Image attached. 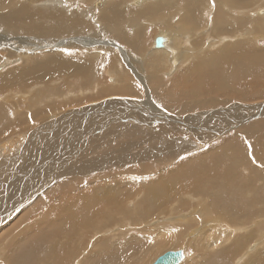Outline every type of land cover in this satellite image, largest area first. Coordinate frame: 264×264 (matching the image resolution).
Here are the masks:
<instances>
[{
	"label": "rangeland",
	"instance_id": "374dc122",
	"mask_svg": "<svg viewBox=\"0 0 264 264\" xmlns=\"http://www.w3.org/2000/svg\"><path fill=\"white\" fill-rule=\"evenodd\" d=\"M133 1L134 0H131L129 2L130 8H143V5H144L143 0H141L142 2L140 6H134L132 3ZM214 3L215 2H212V4ZM69 5L70 4L67 3L65 6L68 10L72 8ZM90 6H93V9H94V3L89 5L88 9H90ZM75 8L76 10L78 9L88 10L86 8H82V9L79 7H75ZM218 9L219 8L214 5H211L210 9L208 8L210 20H211V17L214 16L215 11H217ZM202 13H204V11H202ZM43 19L46 21V18H43ZM93 20L94 22H96V20L98 22L97 16L93 17ZM98 23H99L98 24L99 26L100 25L102 26V23L100 21ZM256 23L257 22H253L254 25H259L258 23L257 24ZM203 24L204 23L202 22V24L198 25V27L201 29L197 32V35L195 34L190 35L188 34L190 30L189 28L190 25L185 26L184 22H182L181 24L176 23L175 25L176 28L184 27L182 29V31L184 30V32L181 33V45H180L181 47L179 50L180 63L176 69H173L175 71H173L171 75L167 74L170 68V67H167L165 69H162V71L159 73V78L157 79V81L155 80V81L147 82L146 83L147 92L144 91L145 87H143L139 83V81L136 78H134V75L128 71V76L133 82L132 88L134 92L131 93V92L125 91L122 94L116 95L115 94L116 88L117 86L120 85V84L115 85L117 77L115 74L110 72V71H113L110 67V64L101 63L97 67V69L99 70V74H98L99 77L97 79L82 78L78 76V79L72 78L73 80L72 79L68 80L67 77L60 76V77H55L53 80H50L48 82V84L50 85L52 89L58 90L59 88L60 93H62L63 95L66 94L69 90L76 89L78 86H81L82 88H88L90 86H92V88L96 87L97 93H95V95L92 94V96H87V97H91V101L87 100L84 102H77L76 100H74L76 101V102L73 101L75 104H72L73 102H71V104L69 105L61 106L60 104L62 102L60 103L58 102L59 99L54 98L53 101L56 102L55 106H53L52 102H51V105L53 108L55 107L56 109L57 108L59 109H57L56 112L51 115L49 114L50 112L47 111L46 113H43V115H40L39 118L37 117L36 119H34L32 122H30L29 119L33 116V114L31 113L35 110L30 109V112H28L29 109L27 108L28 106L26 102L24 103L21 100L17 101L16 99H12L13 101L12 104L17 106L16 108L19 107L18 108L19 110L15 109V106L13 107L12 105H4V106L0 105V116L4 118V119L2 118L1 123H0V127H1L0 133L2 132L4 133V134H0L1 135L0 139L2 138L0 140L1 141L0 143H5V142L8 143V141H6L7 139L9 141L12 139L13 141L16 138H19L21 134L23 135L25 134V137H21L23 138V140L25 139L24 141L21 140L22 144L24 143L23 145H21V142L17 141L19 144L18 143L17 145L15 144V147L11 149V152H8L9 155L7 154L5 156L6 160H4V157L0 158V175H1L0 176V179H1L0 180V196H1L0 204L2 203L1 200L3 201L4 198L8 197L7 195H10V197L14 198L13 202L12 200L8 198V201H11V202L7 203V205L5 206L4 204L3 206L1 204V207H5V208H0L1 210L0 213H2L0 216V225H1L0 226V244L2 242L7 243V249L3 248L4 254L0 259L1 260L0 264H7L8 262H9L8 264H43V263L45 264H151L155 260V258L159 257L161 254L167 251H179V250H182V251L184 250L186 254L188 255V260L180 264H188V263L189 264H235L236 260L241 259L244 254H247V255L245 256V259H243L245 262L243 261L242 264H247V263L248 264H264V257H263L264 250H262L264 249V247L259 248L256 251H253L254 253L252 252L246 253V248L249 245H251L253 242L257 240L260 241L262 238H264V201H263L264 200V183H263L264 182V169H263L264 167L261 168L260 170L257 169L262 174H259L257 176L252 175L253 173H255L256 166L253 171V169H251V165H249L251 164L252 159L246 160L245 158V155L246 154L249 155L251 149L255 148L254 151H255L256 156H258V158H260L264 162V120H262L261 115L253 118L254 115L257 113V111H255V113L250 114V111H247V109H245L247 107L257 106L260 103L264 102V57L260 59H251V60L246 59L245 61H242L241 63H236V62L232 63L230 61L225 64L220 63V61H218L219 59L215 57L218 52V48H220L219 46H215V48L207 52L202 50V47L206 44L207 41L209 40L213 41L212 36L205 35L208 33L207 31L209 29V26L207 27L208 29H206V28H203ZM172 29L173 28L170 29L169 31L170 33L175 31V30L173 31ZM159 30H160L159 28H155V27L150 28V31L146 34L145 38H143L142 40L143 47L145 45L147 49H150L152 42L154 45V39L157 37L156 35L159 32H161V30L160 31ZM201 32H203L204 34H202ZM209 37L212 39H210ZM65 38H67V36L60 37V39H65ZM98 39L102 42H105V40L109 38H105L104 40L101 37ZM46 40H48L47 42L51 41V39H48V38H46ZM59 42L60 41H58V43ZM2 44L3 45L0 44L1 46L0 53L2 55L3 54L5 55L6 53H3L2 50H5L4 47H7V46H5L6 43L4 42H2ZM99 44H101V42L98 43V45ZM108 45L111 47V50H113L117 54V59L121 61L120 62L121 65L125 69H127L126 66H128V63H129L128 60L130 59L132 55L126 56L123 54L122 56H120L119 54L120 50L123 48L121 47L120 44L114 41L109 42ZM53 46H55L54 43H53ZM46 47L49 48L48 46ZM60 47L62 48V44L60 45ZM85 47L91 48L89 50L97 49L95 47H89L88 45H85ZM257 47L264 48V40L259 41ZM18 52H22V51H18ZM24 52H32V53H29V55H33V53L35 54L41 51L40 50L38 51L37 49H33L30 51H24ZM191 61H193V63L195 64H193ZM4 62L9 63V64H7L8 66L4 65L0 67L1 70L4 69L2 72L9 70V68L10 69L15 68V66L20 64L19 60L15 62L13 61L14 62L13 63L12 61L10 62L9 60L6 59V57L3 56L2 58H0V65ZM209 62L211 65L209 64ZM115 63L117 62L115 61ZM121 65L115 64V67L123 68ZM212 73H214L215 75L214 74L211 75ZM124 76H122L123 79L121 80H129L127 76L125 77ZM41 83L45 84V81H41ZM73 83L75 84V86H70ZM31 87H32L31 85L29 87L28 86L21 87V85H14V86L12 85V86H9V89L2 88L0 89L1 90L0 97H4L6 93H9L8 95H13V94L19 95L23 89L25 90L32 89L33 87L32 88ZM145 92L147 96H149L150 102L153 100L152 105L156 106L157 109L158 108L162 109L163 111L167 113V115L175 117V118L186 117L189 115H193V114L195 115L196 113H202V112H207L208 114H210L209 111H211L214 114L220 113L221 116L216 115L217 121L216 122L212 121V123L210 124L211 127H214L217 125L216 127L217 129L221 128V130L218 133H222L226 129L231 128L238 121H243L244 119L243 120L235 119V118H238L239 115L243 116L244 114L243 112L245 113L248 112V114H250V116H247V118L248 117L250 118L251 116L253 117L250 118V120L247 121L245 124H243V126H240L237 129H231L229 132L224 133V135L223 134L218 135L216 136L215 139H214V135L210 134L212 135L211 137H208L209 136L208 135L207 137H203V138L201 137L202 139L200 138L201 140L200 139L198 140L197 139L199 137L198 135L196 136L192 134L191 136H189L187 131H183L184 133L178 132L177 134H175L170 128H165V129L171 131V135L172 136L174 135L173 137H168L166 135L157 136L152 133L150 135V132L147 133L148 135L142 134L141 136L138 134L137 131L143 130L144 128H147V127L156 129L161 123H165V122H153V123L149 122V123H145L141 125H136L135 123H132L127 119L126 120L128 122L124 120V116L121 120H117V119L109 120V118H107V115L111 119V116L113 115L115 116V113L119 114V113L125 112V110L122 109L123 108L121 106L122 103H120L119 101H117V103L119 104L118 106H121V108L120 107L118 108L121 110L117 108L119 111L115 113L113 112L112 114H106L105 116L102 117L103 119H100L101 117L95 118V120H97V123H98V125L96 126L91 124V122H90L91 125L87 123L88 121L85 120L86 118H83L84 116H79L80 117L79 118L76 114L73 115V113H71V112H74L75 110L80 111L82 108L88 107L89 105L94 106L96 104H100L102 102H105L106 100H110V99L117 100L118 98L116 97H123V99H127V100L135 99L134 101L141 103L142 101L147 100L145 96L146 95ZM96 95L97 97H95ZM112 96H116V97L111 98ZM80 98H83V97H80ZM44 99L43 98L41 99L42 101L41 103H44V106H45L46 100ZM190 101H193L194 104L199 105V108L196 109L195 107H193V109L187 110V107L190 104L191 105L193 104ZM200 101H208V104L204 107H201L199 103ZM44 106L41 107L42 109L40 110H43ZM148 106L150 105L148 104ZM229 106L232 107L231 112L230 111L229 112L230 114L232 113L233 115H230L228 111L224 110ZM234 106L238 107V108L237 107L235 108L237 112L234 110ZM39 107L40 105L37 104V108ZM154 108L155 107H153V110ZM24 109L25 110L28 109V110L25 111ZM54 109H52V111ZM13 111L15 112L17 111L16 116L14 115ZM56 113L58 115H56ZM211 117L213 118V116ZM37 119L39 121L40 119L42 120L41 122H39ZM53 119L56 120V122L58 123L61 121L62 122L61 125L59 123V125H56V127L53 126V123H52ZM98 119H100L99 120V122H101L100 124L98 122ZM43 120L44 122H42ZM47 121H50V122H47ZM72 121H74V124H72L73 130L72 129L69 130V128L67 129L66 127L65 128L63 127L71 123ZM218 121H221V122H218ZM92 125L95 127L94 129H92L91 127ZM116 125L118 127V130H117ZM38 126L39 128H37ZM45 126L47 127V129ZM205 126H206V129L210 127L209 125H205ZM2 127H10V128L6 129L5 131V129H3ZM160 128L162 129L163 127H159V129ZM44 129L45 131L46 130L47 131L45 132ZM87 129L89 130V133H87L88 132ZM124 129L125 131L126 130L127 131L125 132ZM129 129L130 130L132 129V130L130 131ZM241 130H243V133H244V135H241V137L244 136L243 138H241L239 135H236V133ZM33 131L35 132V135H33L34 134ZM40 131L41 133H39ZM120 131H123V132H120ZM133 131L134 132L136 131V134L134 135V137L130 138V141L132 140L134 142L135 140H137L135 142L140 144V146H138L136 150L139 152H143V153H145V151H148V153L150 152V154L152 153L157 154L159 158H148V160H145V161L127 163L123 166L106 165L104 160L110 154L109 148L114 146V144L118 142L120 138H121L120 140L125 142L126 138H128ZM7 132L9 133V136L11 135L10 137L7 136L8 134ZM78 133H81L83 136ZM12 134H15V135H12ZM27 134H28V137H27ZM4 135L6 136L4 137ZM39 135L40 137H38ZM103 135L105 136L103 137ZM124 135L126 138L123 137ZM29 136H30V139H29ZM104 138H106L105 139L106 141L104 140ZM47 139H50V140H47ZM92 139L93 140L95 139L94 140L95 142ZM100 139L104 141V142L102 140L100 141L101 145L104 143L102 146L98 144ZM51 140L53 141V143L47 145L49 142H52ZM81 140H84V141L81 142ZM31 141L33 142L31 143ZM70 141H72L73 143H71ZM92 141L95 144H93ZM183 141L189 142L192 145V147L195 149L190 150L187 154L178 153L176 156L175 155L173 156L164 155L163 151L165 148L169 146L174 147L178 143H182ZM36 142H37V145H36ZM110 142L112 145L110 144ZM105 143L108 146H106ZM168 143H171V144L169 145ZM40 144L42 145L46 144V146L41 145L42 147H39L40 148L39 149L38 146H40ZM89 144L90 145L92 144V145L90 146ZM251 144L253 145V147ZM19 145L22 146V150ZM96 145H98L99 148ZM121 145L123 144L116 143L115 147L116 146L118 147ZM26 146L29 147L28 150ZM80 147L81 149L79 152H77V154L74 155L75 157L72 156V154L68 155L69 153H72L74 150L76 151V149ZM115 147L112 150V152L117 149V147L116 149ZM150 150L153 152H151ZM21 151L25 154H23ZM29 152L32 154L29 155ZM19 153H21L22 156ZM33 154L34 155L40 154L41 157L45 156V158H49V159H54L56 155H59L60 157L63 156L64 157V158L62 157L63 159L59 158L57 160L58 161L57 165L60 164L59 168H63L62 173H64L65 168L67 169L70 166L69 164L73 162L74 159L78 158V156L83 155V154L84 156H86L85 158H89V160L91 159L90 160L91 162L94 159L93 163H96L97 164L96 167L98 168L92 167L90 170H87L85 172L75 174V175L64 176L62 179L60 178V176L62 177L61 175L62 173L61 174L58 173L59 174L58 176L56 172L51 170V168L49 169L45 168L43 170L44 172L43 171L39 173L37 172L38 174L36 173L34 175L35 177L31 176L27 181L24 179L21 180L19 178H14L12 190L9 192H6L5 191L6 186L4 184L9 183L6 181H8V179L12 177V175L14 174V171L15 173H17V175L20 173L22 174V172H27L26 169H27V166L30 165L29 163L35 162V160L34 161L32 160ZM130 155L133 156L132 153ZM16 159L18 160L16 161ZM41 160L42 159H36V162L41 161ZM82 160L83 159H81L80 161ZM152 160L153 161L157 160L160 162L165 160L166 164H164L165 166L163 164L161 166V164H157L153 162ZM62 164L63 166H61ZM172 164H175L176 168L171 167ZM244 164L246 165L243 166ZM247 164L250 167H248ZM99 166H102V167H99ZM10 172H12L13 174ZM2 173L4 174L2 175ZM124 173L125 174L127 173L130 177H133V178L141 175L144 179H146L145 181H147L145 182V184L148 187L151 185L153 189H149V190L146 189V191L143 190V193H142V191H139V189L142 186L143 182L140 184H137L138 186L136 187L134 186L135 184L132 178L129 180V178ZM158 173L160 174L158 175ZM248 173L250 174L252 173V174L250 175ZM107 176L114 177L116 178V180H129L127 182L125 181H122L120 183L118 182L116 187H112V190L119 191L120 189V192L122 194H126L127 196L125 197L124 199L125 201L123 202V204H121L119 209L112 213L111 215L112 216L111 218L113 220L112 222L108 221L105 223L103 219H100L101 217L105 218L109 216V213L108 214L106 213L107 215L104 213L98 218L99 221H102L105 223L104 226H102L101 224L99 228H93L92 226L91 228H88L89 222L87 220L89 218L87 219L82 216L84 212L81 213V209L77 208L75 211V208L78 205L77 188H79V186H85L82 190L89 191L91 190V188L87 187V183L91 182L92 180H95L96 183H99L98 179H103ZM157 177L160 183L158 182ZM51 179L52 180L54 179V180L52 181ZM2 180H3V185H1ZM25 182H27V184H25ZM108 182H110V180H108ZM148 182H150V184H148ZM172 183H176V188L177 187L178 189L181 188L180 189L181 191L180 190L173 191L171 188H170L171 190L168 189L167 188L168 184L170 185ZM20 187L23 188L22 189V193L24 192L23 194L21 192L19 193ZM166 188L168 191L166 190ZM132 189L134 190L136 189V191ZM250 189L253 192L252 195L247 194L248 190ZM14 190L15 192H13ZM166 192L168 193L166 194ZM115 193L117 194L118 197L122 198L119 193H117L116 191ZM136 193H139L140 196H135ZM192 193H193V196L192 195L191 197L187 196V194L189 195ZM32 194L34 195V197ZM21 196L23 197L24 200L20 201V203L18 202L19 203L18 205L16 202L18 201L19 198H22ZM184 196H187V197H184ZM201 196L203 198H207V201L204 203V206L209 207V209L213 213L212 215L213 217H220L222 222L228 223V225L232 227L237 225L238 226L237 228H242V229L246 227L249 228L248 231L246 232L237 231L236 239L239 240L241 238L242 240L240 239L241 241L237 242V245L235 246V248H231V247H234L235 242H233L232 244L229 243L226 246L222 245L221 247L223 249H221L220 247L206 254V252L199 249L200 244L198 245L197 243H195L193 244V246L191 244H188V240L189 238H191L189 237L188 234L189 233L192 234L193 232L196 233L198 230H200V224H198L199 221L208 222V223H205L206 224L205 227L207 228L210 227V223H209L210 220L208 219L205 220V218L194 217L192 219H188L185 222L183 221L184 223L180 221L179 222L178 221L171 222V220L168 221L169 218H172V219L178 218L177 216L179 214H182L184 216L188 214L191 215L194 213V211L198 212L199 211L198 204L202 205L201 203L202 201L201 199H199L201 198ZM58 197L62 198V200H58L57 199ZM15 198H17V200ZM176 200H178V204L174 208L173 212H170L168 206L172 205L173 202ZM64 203H67L68 205L72 203V205H74L75 207L64 209L62 207ZM195 203H196V206H195ZM118 204L119 203H117V205ZM138 204H139V207H138ZM11 206L13 208H11ZM25 206H27V208ZM132 206L133 208H135V211H131ZM22 207L24 210L22 209ZM6 208L7 209L9 208V209L7 210ZM105 208L108 210H112L109 206H106ZM86 212L89 216L91 214V209H87ZM128 212L129 213L134 212L133 213L134 215L132 216L133 219L131 217H128L129 216ZM11 213H12V216L10 215L11 218L10 220H8L7 219L9 218L8 214H11ZM172 213L174 214L175 217L173 216ZM129 218H131L132 220ZM136 219L141 222L139 224L136 223L137 221ZM5 220L7 223L5 222ZM28 221H30L29 227L25 229V223ZM80 221H83V224L87 221L85 223L87 224V226L84 224L87 227V229L83 231L82 233L83 235H80V231H79ZM222 222H220L221 225L220 223H218L217 225L224 227L223 226L224 224ZM22 226H24L23 231L18 230V228H21ZM255 226H256V229H255ZM162 228L170 230V232L169 231L167 232L168 236L165 240H162V236L158 238L156 235L160 232L159 229H162ZM213 230L214 229L212 230L210 229L207 232V234L209 233L208 234L209 237L219 238L221 241H223L224 237L222 236H224V234H221L220 236L217 230H214V231ZM215 231L217 234L215 233ZM251 233H252V236L250 237ZM248 237L250 238L247 239ZM173 241H175L176 243L178 242V243L177 244L172 243ZM238 243L240 244L238 245ZM223 252L224 254H222ZM250 256H253V257H250ZM260 257H261V260H260Z\"/></svg>",
	"mask_w": 264,
	"mask_h": 264
},
{
	"label": "bare ground",
	"instance_id": "6f19581e",
	"mask_svg": "<svg viewBox=\"0 0 264 264\" xmlns=\"http://www.w3.org/2000/svg\"><path fill=\"white\" fill-rule=\"evenodd\" d=\"M130 1L131 0H103V1L102 0H0V44L3 45L2 42H4V43H6L5 46H7V47H4L5 50H2V52L6 53V54L2 55L0 53V58H2L4 56L10 62L11 61L15 62V61L19 60V63H20L17 66H15V68H11V69L9 68V70H6L5 72H2L4 69H2V70L0 69V89H2V88L9 89V86H12V85L13 86L14 85H21V87H24V86L29 87L31 85L33 87V88L31 87L32 89H28V90L23 89L19 95H17V94L8 95L9 93H6L4 97H0V105L1 106L12 105L14 107L15 105L12 104L13 103L12 99H16L17 101L21 100L24 103L26 102V104L28 106L27 108L29 109L28 112H30V109L35 110L31 113V114H33V116L29 119V121L32 122L34 119H36L37 117L39 118L40 115H43V113H46L47 111L50 112L49 114L51 115V114H54L57 109H59V108L56 109L55 107H54L55 108L54 109L51 105V102H52L53 106H55L56 102L53 101L54 98L59 99L58 102H60V103L62 102L60 104L61 106L62 105H69L74 100H76L77 102H84L87 100L91 101V97H87V96H92V94L95 95V93H97L96 87L92 88V86H90L88 88H82L81 86L77 85L78 87L76 89H74L77 92H75L74 90H69V91L67 90L68 92L63 95L62 93H60L59 88H58V90L52 89L50 87V85L48 84V82L50 80H53L55 77H60V76H65L68 78V80H71L72 78L78 79V76H80L82 78L97 79L99 77L98 76L99 70L97 69V67L101 63L110 64V67L113 70L110 72L115 74L117 77L115 85L116 84H120V85L117 86V88H116V91H115L116 95L122 94L125 91L131 92V93L134 92V90L132 88L133 82L128 76V71L134 75V78H136L143 87H145L144 91L147 92V88H146L147 82H151V81H155V80L157 81V79L159 78V73L162 71V69H165L167 67H170L167 74L171 75L172 72L175 71L173 69H176L180 63V61H179L180 60L179 50L181 47L180 46L181 45V33L184 32V30L182 31V29L184 27H182V28L177 27L176 28V26H175L176 23L181 24L182 22H184L185 26L190 25L189 26L190 30L188 32V34H190V35H192V34L197 35V32L201 29L198 27V25L202 24V22L204 23L203 28L208 29L207 27L209 26V29L207 31L208 33L206 32L207 34H205V35L206 36H212L213 41L209 40V38H210L209 37L208 38L209 41H207L206 44L202 47V50L207 52V51L215 48V46H219L220 48L217 47L218 52H217L215 57L217 59H219L218 61H220V63H222V64L228 63L229 61L232 63H234V62L241 63L242 61H245L246 59H249V60L260 59V58L264 57V48H258L257 47L259 41L264 40V0H143V2H144L143 8H130L129 7ZM141 2H142L141 0H134L132 3L134 6H140ZM212 2H215V3L212 4ZM67 3L70 4L69 6L72 7L69 10L65 7ZM82 3H83V5H82ZM93 3H94V9H93V6H90V9H88V6L93 4ZM211 5L217 6L219 9L217 11H215L214 16L211 17V20H210L208 8L210 9ZM75 7H79L81 9L86 8L88 10H83V9L82 10H79V9L76 10ZM202 11H204V13H202ZM96 16H97L98 22L100 21L102 23V26L98 25L99 23L97 22V20H96L97 23L94 22L95 19L93 20V17H96ZM43 18H46V21ZM208 22H210V23H208ZM253 22H257L259 25H254ZM192 23L196 24L197 26L192 24ZM151 27L159 28L161 30V32H159L156 35L157 37L154 39V45L152 42L151 48L147 49V47H145V45L143 47L142 40H143V38H145L146 34L150 31ZM180 27H181V25H180ZM171 28H173L172 29L173 31L175 30L172 33L169 32ZM130 29H132V30H130ZM98 30H99V32H98ZM201 33L204 34L205 31H204V33L203 32H201ZM183 34H182V36H183ZM61 36H67V38L60 39ZM200 36H201V34H200ZM101 37L104 40H105V38H109V39L105 40V42H102L98 39ZM158 37L161 40V45L159 47H156L155 46V40ZM46 38L51 39V41L47 42L48 40H46ZM210 39H212V38H210ZM58 41H60V42L58 43ZM111 41H114V42L120 44L121 47L123 48L120 50V53H119L120 56H122L123 54L126 56L132 55L130 57V59L128 60L129 63H128V66H126L127 69H125L121 65V63H120L121 61H119V59H117V54L113 50H111V47L108 45L109 42H111ZM100 42H101V44L98 45V43H100ZM53 43L55 46H53ZM61 44H62V48L60 47ZM85 45H88L89 47H95L97 49L89 50L91 48H87V47H85ZM46 46H48L49 48H47ZM115 48H117V47H115ZM33 49H37L38 51L40 50L41 52H37L35 54L33 53V55H29V53H32V52H24V51H30ZM18 51H22V52H18ZM83 56H85V57H83ZM199 57H200V55H199ZM115 61L117 63H115ZM191 62L193 63V61H191ZM7 64H9V63L4 62L0 65V67L7 65ZM115 64H120L123 68H117V67H115ZM189 64H190V62H189ZM193 64H195V63H193ZM206 64H208V63H206ZM209 64H210V62H209ZM185 65H186V63H185ZM1 72H2V74H1ZM143 73H144V75H143ZM213 74L214 73H212L211 75H213ZM124 75L127 76V78L129 80H121V79H123L122 76H124ZM162 79H164V78H162ZM41 81H45V84H42ZM70 86H75V84L73 83ZM97 87H98V85H97ZM136 87H137V85H136ZM146 92H145V94H146ZM145 96H146L147 100L142 101L141 103L134 101L135 99L134 100H127V99H123V97L112 96L111 98L116 97L118 99L117 100L116 99H114V100H111V99L106 100L105 99L106 100L105 102H102L100 104H96L94 106L89 105L88 107L82 108L80 111L75 110L74 112H71V113H73V115L76 114L78 117L84 116L83 118H86L85 120L88 121L87 123L90 124V122H91V124L96 126V125H98V123H97V120H95V118L101 117L100 119H103L102 117L105 116L106 114H112L113 112L115 113V112L121 110L118 107L121 108V106H122L123 107L122 109H124L125 112H122L119 114L115 113V116L114 115L111 116V119L107 115V118H109V120H112V119L121 120L124 116V120L127 119L130 122L135 123L136 125H141V124H145V123H149V122H151V123H153V122H165V123H161L156 129H154V128L152 129L151 127H147V128H144L143 130H139V131L136 130L138 132V134L141 136H142V134L146 135L148 132H150V135L152 133V134L157 135V136L166 135L168 137H173L174 135L173 136L171 135V131H169L165 128H170L175 134H177L178 132L184 133L183 131H187L189 136H191L192 134L196 135V136L198 135L199 136L197 138L198 140L201 137L202 138L207 137L208 135H209L208 137H211L212 135H210V134L214 135V139L218 135H222V134L224 135V131L222 133H218L221 130V128L217 129L216 128L217 125L214 126L215 128L210 126L212 121H215V122L217 121L216 115L221 116L220 113L214 114L211 111H209L210 114H208L207 112H202V113H196L195 115L193 114V115H189L186 117L175 118V117L167 115V113L165 111H163L162 109H159V108L157 109L156 106L152 105L153 100L150 102L149 96H147V94ZM80 97H83V98H80ZM95 97H97V95ZM42 98L43 99L45 98L44 100H46L45 106H44V103H41ZM76 101H74V102H76ZM117 101L122 103L121 106H118L119 104L117 103ZM74 102L72 104H75ZM190 102H192L193 104L192 105L190 104L187 107V110H191V109H193V107H195L196 109L199 108V105L194 104L193 101H190ZM199 103H200L201 107H204L208 104V101H200ZM37 104L40 105L39 108H37ZM148 104L150 106H148ZM92 105H93V103H92ZM262 105L264 107V102L260 103L257 106H254V107L252 106V107H247V108L244 107V108L247 109V111H250V114H252V113H255V111L259 112L261 110ZM43 106H44L43 110H40V109H42L41 107H43ZM16 107L17 106H15V109L19 108V107L18 108H16ZM153 107H155L154 110H153ZM236 107L234 106L235 111H236V109H235ZM52 109H54V110L52 111ZM115 109H116V111H115ZM27 110H25V111H27ZM224 110L231 112L232 107L229 106ZM234 110H233V112H234ZM13 112H14V115L16 116L17 111L16 112L13 111ZM13 112H12V114H13ZM230 112H229V114H230ZM243 113H244L243 116L239 115L238 118H235V119L236 120H239V119L243 120V119L247 118V116H250V114H248V112L247 113L243 112ZM229 114H227V115H229ZM260 114H261L262 120H264V118H263L264 117V108H262ZM56 115H58V114L56 113ZM230 115H233V114L231 113ZM211 116H213V118ZM251 117H253V116H251ZM2 118L3 117L0 116V123H1ZM52 118H53V116H52ZM47 119H48V117H47ZM100 119H98V122ZM41 120L42 119H40V121L39 120L38 121L41 122ZM259 120H260V118H259ZM50 121H47V122H50ZM52 121H53L52 122L53 126H55V127H56V125H59V123H60V125L62 123L61 121L58 123L54 119ZM233 121H234V119H233ZM20 122H21V120H20ZM42 122H44V120ZM218 122H221V121H218ZM238 122H241V121H238ZM246 122L247 121L243 122L240 126H243V124H245ZM100 123L101 122H99V124ZM72 124H74V121L67 124L66 126H63V125L62 126L64 128L66 127L67 129L69 128V130H71L73 128ZM93 125L91 126L92 129L95 128ZM205 125H209L210 127L208 129H206ZM244 126H246V125H244ZM41 127H42V125H41ZM116 127H117V125H116ZM159 127H163V128L159 129ZM2 128L5 129V131H6V129H9L10 127H2ZM37 128H39V126ZM237 128H235V129H237ZM46 129H47V127H46ZM225 129H226V127H225ZM104 130H105V128H104ZM117 130H118V127H117ZM44 131H45V129H44ZM50 131H51V129H50ZM124 131H125V129H124ZM136 131L135 132L133 131L128 138H126L124 135L123 137L126 138L125 142L120 140L121 138L119 140H118L119 137L117 138L118 142H116V143L123 144V145L118 146V147L116 146L117 147V149H116V147H115L116 143H115L114 146L109 148L110 154L104 160L106 165L123 166L127 163L145 161V160H148V158H159L157 156V154H154V153L150 154V152L148 153V151H145V153H143V152H139L136 150L138 148V146H140V144L135 142L137 140L134 141L135 143L132 140L130 141V138L134 137V135L136 134ZM188 131H190V132H188ZM120 132H123V131H120ZM14 133H15V131H14ZM39 133H41V131ZM87 133H89V130ZM0 134H4V133L2 132ZM78 134L82 135L81 133H78ZM12 135H15V134H12ZM33 135H35V132ZM43 135H45V134H43ZM236 135H239L240 137H241V135H244L243 130L237 132ZM5 136L6 135H4V137ZM7 136H9V133L7 134ZM104 136L105 135H103V137ZM21 137H25V134L24 135L21 134L19 138L14 137L16 139L13 141H12V139L9 141L6 137L7 140L6 139L5 140L8 141V143L7 142L0 143L1 144L0 145V158L4 157V160H6L5 156L8 154V152H11V149L15 147V144L17 145V143L21 142V140L22 141L25 140V139L23 140V138H21ZM27 137H28V134H27ZM38 137H40V135ZM243 137H241V138H243ZM96 138H97V136H96ZM106 138H107V136H106ZM106 138H104V140ZM140 138H142V137H140ZM241 138H239V139H241ZM29 139H30V136H29ZM29 139H28V141H29ZM37 139H39V138H37ZM98 139H99V137H98ZM102 139L99 140L98 144L101 145L100 141ZM146 139H148V138H146ZM47 140H50V139H47ZM140 140H138V141H140ZM172 140H174V139H172ZM246 140H247V138H246ZM83 141L84 140H81V142H83ZM93 141H92V143H93ZM110 141H111V139H110ZM146 141H148V140H146ZM32 142L33 141H31V143ZM42 142H44V141H42ZM55 142H57V141H55ZM62 142H63V140H62ZM70 142L73 143L72 141H70ZM97 142H98V140H97ZM31 143H29V144H31ZM51 143H53V141L49 142L47 145H49ZM59 143H61V142H59ZM106 143H105V145H106ZM253 143H255V142H253ZM23 144L21 142V145H23ZM42 144H40V146H38V148L42 147V146H46V144H44V145H42ZM84 144H85V142H84ZM93 144H95V143H93ZM110 144H111V142H110ZM168 144L170 145L171 143H168ZM36 145H37V142H36ZM27 146H29V145H27ZM96 146L98 147V145H96ZM106 146H108V145H106ZM20 147L22 150V146H20ZM87 147H85V148H87ZM114 147L116 150H114L112 152ZM252 147H253V145H252ZM28 148L29 147H27V150H28ZM46 148H48V147H46ZM46 148H45V150H46ZM212 148H214V147H212ZM16 149H17V147H16ZM68 149H69V147H68ZM80 149H81V147L77 148L76 151L74 150L72 153H69L68 155L72 154V156H74L75 154H77V152L80 151ZM194 149L195 148H193L189 142L183 141L182 143H178L174 147L169 146V147L165 148L163 152H164V155H168V156L175 155L176 156L178 153H186L187 154L190 150H194ZM30 150H32V149H30ZM148 150H149V148H148ZM254 150H255V148L251 149L250 154L249 155L246 154L245 158H246V160L252 159L251 164H249V165H251V169H253V171H254L255 166H256V170H255V173H253V174L251 173V174L257 176L259 174H262L259 170L264 167V162L260 158H258V156H256ZM35 151H34V153H35ZM58 151H60V150H58ZM66 151H68V150H66ZM81 151H83V150H81ZM151 152H153V151H151ZM81 153H83V152H81ZM131 153L133 154V156L130 155ZM19 154H21V153H19ZM23 154H25V153H23ZM26 154H27V152H26ZM30 154H32V153L29 152V155ZM40 154H41V152H40ZM40 154L39 155L33 154L32 160L33 161L35 160V162L29 163L30 165L27 166V169H26L27 172H22V174L20 173L18 175H17V173H15V171H14V174L12 172H10L13 175L11 178L9 177L10 179L7 178L8 181H6V182H9V183H6L7 185L4 184L6 186V187L4 186L6 192H9L12 190L14 178H19L21 180L24 179L27 181L31 176H34L37 172L39 173V172L43 171L45 168L46 169L51 168V170L56 172L58 176H59L58 173H60V174L62 173L63 168H59L60 164L57 165V163H58L57 160L59 158H62L63 156L60 157L59 155H56V157L54 159H49V158H45V156L41 157ZM21 156H22V154H21ZM12 157H13V155H12ZM85 157L86 156H84V154H83V155L78 156V158L74 159V161L69 164L70 166L67 169L65 168V171H64V173L61 174L62 177L60 176V178L62 179L64 176L79 174V173L85 172L87 170H90L92 167H96L97 164L93 163L94 159L91 162L90 161L91 159L89 160V158H85ZM36 159H42V160L36 162ZM81 159H83V160L80 161ZM17 160L18 159H16V161ZM69 161H67V162H69ZM192 161H193V159H192ZM153 162H155L157 164H161V166H162V164L163 165L166 164L165 160L162 162L157 161V160L153 161ZM246 163H247V161H246ZM245 165L246 164H244L243 166H245ZM61 166H63V164ZM247 166H248V164H247ZM99 167H102V166H99ZM171 167L176 168L175 164H172ZM248 167H250V166H248ZM248 167H247V169H248ZM96 168H98V167H96ZM257 169H259V170H257ZM171 170H172V168H171ZM3 174L4 173H2V175ZM51 174H53V173H51ZM159 174L160 173H158V175ZM248 174H250V173H248ZM53 175H55V174H53ZM125 175L129 178V180L132 178V180L135 184L134 186H136V187L138 186L137 184H140L143 182L142 186L139 189V191H142V193H143V190L146 191V189H148V190L153 189V187H151V185L148 187L145 184V182H147V181H145L146 179H144L141 175H139L137 177L134 176L135 178L130 177L127 173ZM56 176H55V178H56ZM231 179H233V178H231ZM255 179H257V178H255ZM48 180H49V178H48ZM108 180H110V182H108ZM129 180H116V178H114V177L107 176L103 179H98L99 183H96L95 180H92L91 182L87 183V187L91 188V190H89V191H83L82 190L85 186H79V188H77V191H78L77 203H78V205L76 206L75 211L77 208L81 209V213L84 212L82 216L87 218V219L89 218L87 220L89 222L88 228H91V226L93 228H99V226H101V224H102V226H104L106 222H108V221L112 222L113 221L111 218L112 213L119 209L121 204H123V202L125 201L124 199L127 195L122 194L120 192V189H119V191L118 190H112V187H116L118 182L119 183L122 181L127 182ZM157 180H158V177H157ZM14 181H16V180H14ZM158 182H159V180H158ZM25 184H27V182H25ZM148 184H150V182H148ZM204 184H205V182H204ZM1 185H3V180L1 182ZM144 186H145V188H144ZM167 188L168 189L171 188L173 191L181 189V188L178 189V187L176 188V183H172L170 185L168 184ZM167 188H166V190H167ZM22 189L23 188L20 187L19 193L20 192L22 193ZM132 190H134V189H132ZM115 191L117 193H119L122 198L118 197L117 194L115 193ZM134 191H136V189ZM13 192H15V190ZM88 192H90V193H88ZM167 193L168 192H166V194ZM37 194H38V192H37ZM170 194H168V195H170ZM247 194L252 195L253 194L252 190L251 189L248 190ZM191 195L193 196V193L189 194V195L187 194V196H190V197H191ZM7 196L8 197L4 198L3 201L1 200L2 206H3V204L5 206V205H7V203L11 202V201H8V198L10 200H12V202L14 201V198L10 197V195H7ZM135 196H140V194L136 193ZM187 196H184V197H187ZM33 197H34V195H33ZM144 197H145V195H144ZM17 198H15V199L17 200ZM57 199L62 200V198H60V197H58ZM199 199H201L202 205L198 204V210H199L198 212H195L193 210L194 213L191 215L188 214V215L183 216L182 214H179L177 216L178 218H176V219L169 218L168 221L171 220V222H176V221H178V222L184 221L185 222L188 219H192L194 217L205 218V220L208 219V220H210L209 221L210 227L209 228L205 227V225H206L205 223H208V222L199 221L198 224H200V230H198L196 233L193 232L192 234L191 233L188 234L189 237H191L188 240V244H191L192 246L195 243H197L198 245L200 244L199 249L206 252V254L208 252H212V251L220 248L222 245L226 246L227 244H229V243L232 244L233 242H235V244H234V247H231V248H235V246L237 245V242L242 240L241 238H240L241 240L236 239L237 231L246 232V231H248L249 228L248 227L243 228V229L237 228L238 227L237 225L232 227V226L228 225V223L222 222L220 217H213L212 216L213 213L209 209V207L204 206V203L207 201V198H203L201 196V198H199ZM22 200H24L23 197L19 198L16 203L19 205L20 201H22ZM56 202H58V201H56ZM198 202H200V201H198ZM259 202H260V200H259ZM117 203H119V204L117 205ZM1 204H0V208H5V207H1ZM177 204H178V200L174 201L172 205L168 206L170 212H173V210ZM104 206L105 207L109 206L112 210H108ZM195 206H196V203H195ZM25 207L27 208V206H25ZM62 207L64 209H68L70 207H75V206L72 205V203H70L69 205L67 203H64V205H62ZM138 207H139V204H138ZM11 208H13V207L11 206ZM26 208H25V210H26ZM22 209H23V207H22ZM87 209H91V214L89 216L86 212ZM128 211H130V210H128ZM131 211H135V208H133V206H132ZM78 213H80V212H78ZM104 213L105 214L109 213V216H107L105 218L104 217L100 218V219H103L105 221V223L98 220L99 216L103 215ZM133 213L128 212V215H129L128 217L132 218V216L134 215ZM1 214L2 213H0V216H1ZM136 214H137V212H136ZM169 214H171V213H169ZM10 215L12 216V213L8 214V217H9V218H7L8 220H10V218H11ZM17 215H18V213H17ZM76 215H77V213H76ZM42 216H43V214H42ZM173 216H174V214H173ZM131 218H129V219H131ZM258 218H259V216H258ZM253 219H255V218H253ZM194 221H196V220H194ZM5 222H6V220H5ZM140 222L141 221H139V220L136 221V223H138V224ZM220 222H222L224 224L223 225L224 227L217 225ZM2 223H4V222H2ZM249 223H247V224H249ZM29 224H30V221L25 223V229H27L29 227ZM84 224H83V221H80V228H79L80 235H83L82 234L83 231L85 229H87V227H86L87 224H85L86 226ZM220 225H221V223H220ZM23 228H24V226H22L21 228H18V230L23 231ZM210 229L211 230L212 229L217 230V232L220 234V236H221V234H224V236H222V237H224L223 241H221L219 238H214V237L210 238L208 235L209 233L207 234V232ZM255 229H256V226H255ZM159 230H160L159 233H161V234H159V233L156 234L157 237L159 238L162 236V240H165L168 236L167 232L168 231L170 232V230L165 229V228H162ZM215 233H216V231H215ZM26 234H27V232H26ZM251 236H252V233L250 234V237ZM241 237H243V236H241ZM250 237H248L247 239H249ZM258 238H259V236H258ZM8 239H10V238H8ZM175 241H173L172 243L177 244L178 242L176 243ZM239 244L240 243H238V245ZM263 247H264V238H262L260 241L257 240L255 242H253L251 245H249L246 248V253H250V252L254 253L253 251H256L259 248H263ZM3 248L7 249V243L2 242L0 244V259L4 254ZM237 248H238V246H237ZM221 249H223V248L221 247ZM262 250H264V249H262ZM179 251H181L183 254V260L180 263L187 261L188 255L186 254V252L184 250L183 251L179 250ZM222 254H224V252ZM246 255L247 254H244L241 259H238V260H236V262L235 261H233V262H235V264H242L244 261L243 259H245ZM253 256H250V257H253ZM253 260H255V259H253ZM260 260H261V257H260ZM230 262H231V260H230ZM50 263H52V262H50ZM43 264H45V263H43Z\"/></svg>",
	"mask_w": 264,
	"mask_h": 264
},
{
	"label": "water",
	"instance_id": "95a60500",
	"mask_svg": "<svg viewBox=\"0 0 264 264\" xmlns=\"http://www.w3.org/2000/svg\"><path fill=\"white\" fill-rule=\"evenodd\" d=\"M160 45H161V40L158 37L155 40V46L159 47ZM262 108H264L263 105L261 106V110H262ZM261 110L259 112L257 111V113L254 115L253 118L260 116ZM250 118H252V117H250ZM250 118L248 117L241 122H237L234 126L225 130L224 133H227L231 129H235V128L239 127L243 122L249 121ZM182 260H183V254L181 251H167V252L163 253L162 255H160L159 257H157L152 264H179Z\"/></svg>",
	"mask_w": 264,
	"mask_h": 264
},
{
	"label": "snow or ice",
	"instance_id": "6c2138e0",
	"mask_svg": "<svg viewBox=\"0 0 264 264\" xmlns=\"http://www.w3.org/2000/svg\"><path fill=\"white\" fill-rule=\"evenodd\" d=\"M251 147V146H250Z\"/></svg>",
	"mask_w": 264,
	"mask_h": 264
}]
</instances>
